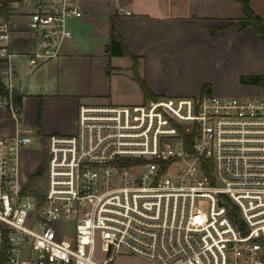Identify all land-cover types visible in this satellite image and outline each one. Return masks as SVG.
Listing matches in <instances>:
<instances>
[{"label": "built area", "instance_id": "obj_1", "mask_svg": "<svg viewBox=\"0 0 264 264\" xmlns=\"http://www.w3.org/2000/svg\"><path fill=\"white\" fill-rule=\"evenodd\" d=\"M4 0H0V9ZM130 14L129 11H125ZM83 0H11L0 58L25 30L36 69L73 37ZM0 105L22 119L5 84ZM33 130L0 135V264H264V97L163 96L79 106L75 134L47 137L44 189L20 153Z\"/></svg>", "mask_w": 264, "mask_h": 264}, {"label": "crops", "instance_id": "obj_2", "mask_svg": "<svg viewBox=\"0 0 264 264\" xmlns=\"http://www.w3.org/2000/svg\"><path fill=\"white\" fill-rule=\"evenodd\" d=\"M250 4L264 17V0H250ZM83 8L82 17L70 20L73 37L63 42L57 59L36 69L29 66L27 54L33 41L19 17L16 19L20 30L14 32L11 43L18 55L12 60L11 68L0 58V80L4 84L12 82L23 95L21 120L13 118L0 105V135L13 136L33 130L32 144L20 153L22 180L29 173L38 174L49 135L76 133L79 106L85 104L82 101H102L108 95L114 74L129 69L140 86L134 77L133 60L127 65L113 66V59L130 57L108 53L112 17H117L120 35L129 51L138 57L140 76L155 95L189 93L167 88V80L173 83L181 77V66L188 63L183 57L219 59L247 50L249 60L252 49H261L264 44L250 27L245 30L227 27L243 17L241 5L232 0H83ZM212 28L218 30L212 33ZM226 62L227 58H222L220 67ZM192 80L197 84L191 91L193 96L200 95L205 83L213 85L212 94L219 90L215 80L211 82L205 77ZM141 94L145 102L142 89Z\"/></svg>", "mask_w": 264, "mask_h": 264}, {"label": "rangeland", "instance_id": "obj_3", "mask_svg": "<svg viewBox=\"0 0 264 264\" xmlns=\"http://www.w3.org/2000/svg\"><path fill=\"white\" fill-rule=\"evenodd\" d=\"M262 48L252 49L253 53L250 55L249 60L247 59V50L242 53L234 52L229 56L221 57L219 59H213L205 57L200 60L198 57H183L182 60H187L180 69V78L177 81L171 82L167 80V88L170 91L181 90L185 92H191L195 90L197 84H195L192 78L201 77L208 78L211 82L215 80L219 90L216 95L225 97H242V98H261L264 97V87L243 84L241 82L242 77L253 75L254 73L264 74V44ZM236 56L231 57L233 54ZM222 58H227V62L223 67H220ZM239 58V59H238ZM130 58H116L113 59V66L127 65L131 63ZM167 62V61H166ZM168 65V62H167ZM169 68V66H165ZM186 67V68H183ZM162 68L163 65H162ZM188 68V69H187ZM169 70V69H168ZM164 71V70H162ZM140 74V73H139ZM143 74V73H142ZM117 75V76H114ZM112 76V82L108 89V95L104 96L102 101L91 102L82 101L90 105H137L143 103V95L141 94L140 86L133 80V72L131 70H125L123 73H116ZM168 76V75H167ZM209 81V82H210ZM213 87V85H212ZM169 91V92H170ZM187 95H173L174 97L193 96V92ZM213 93V92H212ZM215 94V92H214ZM202 95V91L200 93ZM163 96V95H158ZM141 98V99H140ZM140 99L139 101H137ZM153 100V99H148ZM146 100V101H148ZM44 157H46L44 155ZM33 174V173H32ZM31 173L23 177V181L30 182ZM37 180L33 185L37 190L44 189L45 187V174L37 176ZM113 264H150L149 261L130 254L121 253L116 257Z\"/></svg>", "mask_w": 264, "mask_h": 264}, {"label": "trees", "instance_id": "obj_4", "mask_svg": "<svg viewBox=\"0 0 264 264\" xmlns=\"http://www.w3.org/2000/svg\"><path fill=\"white\" fill-rule=\"evenodd\" d=\"M238 2L243 10V17L233 21L229 26H238L240 30H245L246 28H252V30L260 36L264 41V17L259 15L251 6L250 0H232ZM11 0H4L0 9V15L8 18L9 17V3ZM117 17H112L110 20V42L108 44V53L110 56H124L130 57L133 60V71L136 81L140 84V87L144 93L146 100L148 99H157L160 96L155 95L147 86L144 79L140 76L138 67L139 59L136 55L132 54L124 39L120 35L119 24ZM218 28H212V33L217 31ZM241 82L243 84L262 86L264 87V75H250L247 77H242ZM0 93L3 95H9V92L5 88V84L0 80ZM202 95H212V84L205 83L202 87ZM23 95L15 92L12 95V99L21 106ZM46 157L43 158L39 171H44L46 167ZM38 174L34 173L30 176V182H28V189H32L36 182Z\"/></svg>", "mask_w": 264, "mask_h": 264}, {"label": "water", "instance_id": "obj_5", "mask_svg": "<svg viewBox=\"0 0 264 264\" xmlns=\"http://www.w3.org/2000/svg\"><path fill=\"white\" fill-rule=\"evenodd\" d=\"M40 174H42V172L41 171H38V175H40Z\"/></svg>", "mask_w": 264, "mask_h": 264}]
</instances>
